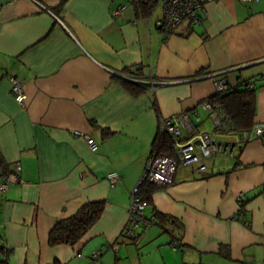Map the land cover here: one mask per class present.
<instances>
[{
    "label": "crops",
    "instance_id": "0c3cea01",
    "mask_svg": "<svg viewBox=\"0 0 264 264\" xmlns=\"http://www.w3.org/2000/svg\"><path fill=\"white\" fill-rule=\"evenodd\" d=\"M60 2L0 0V159L7 165L0 182L20 165V180L0 191L9 264H264V140L253 134L264 125V0L208 2L199 23L185 20L168 35L156 23L158 2L147 15L128 0ZM135 66L158 81L153 92L148 85L134 95L118 80ZM213 74L256 86L253 128L217 136L237 142L238 157L213 156L208 178L179 167L144 208L147 218L153 207L175 223L163 229L153 219L134 239L122 236L159 117L183 111L200 130H213L201 105L214 92ZM12 75L24 84L21 105L10 94ZM112 171L120 176L114 184L106 178ZM94 200L104 209L86 235L50 246L55 223ZM96 250L102 254L91 259Z\"/></svg>",
    "mask_w": 264,
    "mask_h": 264
},
{
    "label": "built area",
    "instance_id": "2783aa9c",
    "mask_svg": "<svg viewBox=\"0 0 264 264\" xmlns=\"http://www.w3.org/2000/svg\"><path fill=\"white\" fill-rule=\"evenodd\" d=\"M218 0H158L162 9L161 17L156 21L157 25L165 34H170L178 28L183 21L190 24L199 22L200 15L208 2ZM241 2H257L258 0H240ZM120 7L113 10L117 14ZM212 75L214 92H222L228 89V79L224 74ZM10 94L18 104H23L26 99L24 84L17 76H10ZM149 84V89L153 92L158 81L148 79L144 81ZM202 108L206 111L208 118L213 124V130L203 131L193 124L187 112H177L167 116L159 117L158 131L169 134L174 140V155H154L151 154L146 167L135 186L131 190V201L127 210V219L123 227V234L131 237L136 230L148 225L151 221L145 215V204L137 196V190L142 181L154 184L170 185L173 183L176 171L179 167L193 168L196 172H204L208 169L210 158L216 153L233 157L238 143H226L217 139L218 131H227L230 127L229 119L223 108L213 103L205 97L201 101ZM82 136L89 149L95 151L98 143L87 134L75 132ZM256 137L264 136V125L257 124L253 128ZM244 138L247 137L243 133ZM20 165L15 164L12 171L8 173L0 182V191L8 189L12 184L18 182ZM110 184L120 180L118 172L112 171L106 176ZM246 198L243 193H238L236 202L238 210L244 207ZM244 222H248L244 219ZM175 247L176 242L174 241ZM102 254V250L92 252L91 259H96Z\"/></svg>",
    "mask_w": 264,
    "mask_h": 264
},
{
    "label": "trees",
    "instance_id": "16d2710c",
    "mask_svg": "<svg viewBox=\"0 0 264 264\" xmlns=\"http://www.w3.org/2000/svg\"><path fill=\"white\" fill-rule=\"evenodd\" d=\"M65 0H61L59 7H62V3ZM133 4L136 9H138L142 14H150L154 7L156 6L158 0H128ZM202 14L199 17V22L201 21ZM198 22V23H199ZM143 68L141 66L127 67L124 69L125 74L118 80L121 84L132 94L136 95L143 92L147 87L148 83L146 81V75L144 74ZM203 70L200 69L196 74L202 73ZM225 77H227L224 74ZM213 103L219 104L223 110L226 112L230 127L227 131L236 132H247L253 128L255 125V101H256V86L254 81L251 79H244L237 81L236 83L229 82L228 79V89L222 92H213L211 95L207 96ZM157 107V105H156ZM222 131H218L221 134ZM226 132V131H224ZM264 140V136L261 137ZM244 139L241 138L240 142ZM152 154L154 155H174V140L167 133H160L156 135L152 146ZM220 155L219 153L214 154ZM212 156V157H213ZM233 157L237 158L238 154ZM211 159V158H210ZM7 165L3 160L0 159V169H6ZM187 168V167H184ZM192 172H196L193 168H188ZM209 169V162H208ZM208 169L204 172H199L204 178H208ZM5 172H0V176H3ZM8 174V173H7ZM6 174V175H7ZM207 174V175H206ZM5 175V176H6ZM175 181V179H174ZM173 181V183H174ZM172 184V183H171ZM165 185L154 184L147 181H142L137 190V196L145 206L152 205V194ZM245 204V202H244ZM244 206V205H243ZM242 207L240 211H243ZM104 209L103 200L87 201L83 203L78 210L72 215L58 220L55 225L51 228L48 235V243L50 246H56L60 244L64 245H74L82 237L86 235L89 229L98 221ZM153 217L148 218L152 221L154 219L155 223H158L163 229H165V224L175 223L172 217L166 214L160 213L152 207ZM122 236L126 237L123 232ZM2 236L0 235V264H9L7 256V248L2 243ZM129 239H134L135 235L128 237ZM177 243V241H175ZM221 254L228 257L227 246L221 248Z\"/></svg>",
    "mask_w": 264,
    "mask_h": 264
},
{
    "label": "rangeland",
    "instance_id": "374dc122",
    "mask_svg": "<svg viewBox=\"0 0 264 264\" xmlns=\"http://www.w3.org/2000/svg\"><path fill=\"white\" fill-rule=\"evenodd\" d=\"M156 10L160 11V9H159V8H156Z\"/></svg>",
    "mask_w": 264,
    "mask_h": 264
}]
</instances>
